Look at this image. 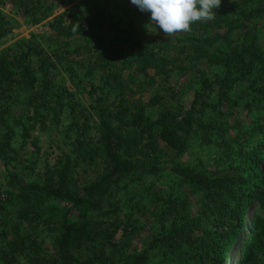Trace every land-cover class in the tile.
I'll use <instances>...</instances> for the list:
<instances>
[{"label":"trees","instance_id":"16d2710c","mask_svg":"<svg viewBox=\"0 0 264 264\" xmlns=\"http://www.w3.org/2000/svg\"><path fill=\"white\" fill-rule=\"evenodd\" d=\"M7 1L27 25L51 20L0 47V264H227L240 235L242 263L264 264V220L245 227L264 211V0H221L167 37L131 0ZM19 23L0 11V40ZM66 116L68 153L23 174L15 138ZM193 137L218 165L185 160Z\"/></svg>","mask_w":264,"mask_h":264},{"label":"rangeland","instance_id":"374dc122","mask_svg":"<svg viewBox=\"0 0 264 264\" xmlns=\"http://www.w3.org/2000/svg\"><path fill=\"white\" fill-rule=\"evenodd\" d=\"M70 6L63 7L58 11L62 12L65 9L67 10ZM0 11L4 14H7L20 23L19 26L15 27L6 37L0 40V47H5L12 44L16 40L21 38H27L31 33L47 35L50 32L48 23L51 18H48L35 25H27L23 23L16 15L12 9V5L7 0H0ZM185 104H188L190 101L189 94L184 96ZM89 101L86 99L83 100V105L88 107ZM238 119L242 120V123H246L247 120L244 118V113L238 114ZM69 118L66 116L62 122V125L59 127L52 126L49 122L45 125H40L39 123L30 131V135L27 138L17 137L15 138L14 145L16 150L19 152L20 157L23 160V174L30 176L32 173L41 172L47 164L52 165L55 162L59 161L63 157L64 153H68L71 147L70 136L72 135V129L69 128ZM234 132V131H233ZM33 142V144H32ZM219 154L214 152V147L212 145L204 144L197 137H193L188 150L185 153V160L197 167L209 168L212 169L218 160ZM261 170L264 173V154L261 156ZM165 180H163L164 182ZM149 181L145 182L146 185ZM141 189L142 186H140ZM140 189V190H141ZM144 191V190H143ZM135 192V189L128 195L127 201L131 198V204H138V207H142L146 200L143 192V196H140ZM134 194V195H133ZM189 200L191 201V209L195 210L197 197L194 193L187 192ZM137 207V208H138ZM133 224L139 230V233L135 235V245L140 247L142 242L145 241V238L149 235L148 226L151 223V216L148 214L145 216L143 213H134L131 215ZM264 220V211L259 208L258 204H254L248 214L246 215V229L251 231L255 229V224L257 225L260 220ZM47 235V234H46ZM247 235V234H245ZM242 235L232 243L231 246V255L227 264H244L242 263L243 257L246 252L248 245V236L240 238ZM45 243L49 245L50 238L45 237ZM246 249V250H245ZM150 264H157L156 260L151 261Z\"/></svg>","mask_w":264,"mask_h":264},{"label":"clouds","instance_id":"9594fccd","mask_svg":"<svg viewBox=\"0 0 264 264\" xmlns=\"http://www.w3.org/2000/svg\"><path fill=\"white\" fill-rule=\"evenodd\" d=\"M141 12H150L152 21L163 34L172 36L190 32L195 22H207L215 18L221 0H131ZM75 24L73 31H78Z\"/></svg>","mask_w":264,"mask_h":264}]
</instances>
